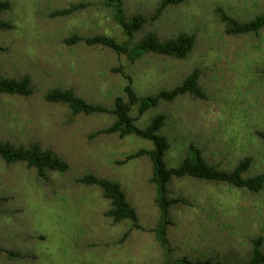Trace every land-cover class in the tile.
Segmentation results:
<instances>
[{
  "label": "rangeland",
  "instance_id": "rangeland-1",
  "mask_svg": "<svg viewBox=\"0 0 264 264\" xmlns=\"http://www.w3.org/2000/svg\"><path fill=\"white\" fill-rule=\"evenodd\" d=\"M7 1L10 8L0 11V22L12 27L0 29V77L28 76L33 92L0 94V142L13 147L38 144L66 161L68 169L47 171L43 180L25 163L8 164L0 158V264L162 262L152 232L158 212L151 161L145 155L127 159L138 150L153 149L152 141L133 134L94 136L114 117L72 115L67 105L45 99L53 88L72 89L85 101L110 109L115 97L127 98V79L114 68H123L140 97L170 90L198 68L203 98L184 94L172 101L160 99L140 116L132 106L135 125L144 128L157 114L165 115L160 134L169 142L163 157L168 167H176L192 144L220 169L231 170L249 157L243 176L264 174V140L256 134L264 132V27L255 34H227L216 11L221 8L245 22L264 13V0H183L156 17L161 0H122L126 19L141 14L147 20L131 44L148 33L160 40L181 33L195 37L184 58L149 52L134 62L106 47L64 42L74 34L126 39L103 0ZM81 2L88 6L66 16L50 15ZM87 173L118 182L143 229L106 217L109 202L102 191L77 181ZM168 190L170 198L185 200L169 211L173 260L245 264L251 239L257 236L264 251V185L252 192L184 177L173 178Z\"/></svg>",
  "mask_w": 264,
  "mask_h": 264
},
{
  "label": "trees",
  "instance_id": "trees-1",
  "mask_svg": "<svg viewBox=\"0 0 264 264\" xmlns=\"http://www.w3.org/2000/svg\"><path fill=\"white\" fill-rule=\"evenodd\" d=\"M183 0H161L155 10L154 17L168 5L176 4ZM104 6L112 11L113 20L121 28L126 39L118 41L114 37L105 34H95L88 37L72 35L65 38L66 44L84 42L87 46L106 47L116 54L126 55L130 62H134L145 53L167 55L175 58H184L192 49L195 43L193 34L181 33L178 36L166 40H160L154 33L146 34L139 42L131 44V39L135 32L139 31L147 21L143 15L135 14L126 19L122 9V0H103ZM87 3H75L64 9L54 10L50 15L53 17L66 16L74 11L87 7ZM10 3L7 0L0 1V11L8 10ZM220 20L226 25V33L239 35L244 33H258L264 27V13L256 15L253 19L239 22L227 15L221 8L216 9ZM9 22H0V29H10ZM115 72H122L127 79L124 87L126 99L115 97L113 106L110 109L100 105H95L77 96L72 89L53 88L45 94V99L52 103H63L67 105L72 115L94 113H109L114 117L113 122L107 127L100 129L93 135L107 134L125 137L133 134L143 139L152 141L153 149L138 150L127 156V159L145 155L152 165L150 181L155 188V203L158 217L152 229L155 240L162 250L161 264H221L210 258L189 260L186 257L172 259L171 249L167 237V229L171 223L170 208L173 204L185 203L183 198H170L168 185L173 178L190 177L201 181H213L229 184L237 188H245L252 192L259 191L264 185V174L253 176H243L247 171L250 158L244 157L231 170H223L213 164L208 163L201 154V151L190 144L184 157L176 167H168L164 162L165 151L169 148V142L165 135L160 134L163 127L165 115L157 114L149 124L140 128L134 123L135 117L130 115L132 106H136L137 115H142L147 109L155 106L160 99L172 101L175 98L190 94L196 98H203L204 93L198 84L199 69L194 68L183 81L170 90H162L156 95L145 97L138 96L131 86L129 75L125 74L122 67L114 68ZM33 92V87L28 76L21 79L0 77V94L29 96ZM257 136L264 140V132L257 131ZM0 158L8 164L23 162L27 167L33 168L39 178L46 180L47 171L64 172L68 169L66 161L59 158L50 149H42L38 144L30 147H13L8 142H0ZM80 184L86 186H96L109 202L104 215L109 217L113 223L128 221L131 228L143 229L138 223L135 209L126 199L125 193L120 184L116 181L99 177L92 173L82 175L78 180ZM263 239L257 236L251 239V252L245 264H263L264 251L262 248ZM8 256H19L16 252L6 251Z\"/></svg>",
  "mask_w": 264,
  "mask_h": 264
}]
</instances>
